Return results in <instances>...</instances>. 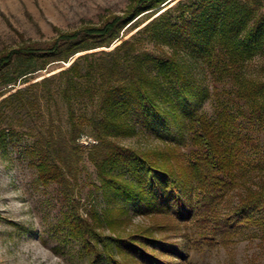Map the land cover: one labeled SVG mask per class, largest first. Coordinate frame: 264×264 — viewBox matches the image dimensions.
Segmentation results:
<instances>
[{
    "label": "trees",
    "instance_id": "16d2710c",
    "mask_svg": "<svg viewBox=\"0 0 264 264\" xmlns=\"http://www.w3.org/2000/svg\"><path fill=\"white\" fill-rule=\"evenodd\" d=\"M129 29L134 33L122 41V32ZM259 55H264V0H129L121 15L101 25L57 31L42 43L22 39L0 51V76L9 69L16 73L7 85L51 64L70 63L29 85L31 94L19 89L0 101V143L32 138L21 154L36 169L38 181L60 187L67 210L62 225L68 236L80 240L91 264H128L117 257L120 252L146 264H176L150 248L182 264L188 258L185 243L157 238L148 229L120 233L121 217L133 207L144 216L193 222L194 237H182L195 247L225 243L249 227L264 235V164L261 158L254 166L246 161L249 150L258 147L251 132L264 135V78H251L245 70ZM184 56L207 64L216 84L233 86L231 104L215 118L198 111L200 92L187 76ZM172 99L183 119L162 108ZM18 106L31 114V126L24 130L10 121ZM176 121L187 142L183 163L175 169L117 140L131 124H139L184 143ZM84 136L92 140L87 146L80 143ZM85 157L99 181H91V188L119 200L117 217L114 209L109 216H100L92 206L85 216L79 211L74 196ZM248 168L261 169L259 185L245 187L237 204L221 212ZM103 222L113 235L99 232Z\"/></svg>",
    "mask_w": 264,
    "mask_h": 264
},
{
    "label": "rangeland",
    "instance_id": "374dc122",
    "mask_svg": "<svg viewBox=\"0 0 264 264\" xmlns=\"http://www.w3.org/2000/svg\"><path fill=\"white\" fill-rule=\"evenodd\" d=\"M128 4L129 0H0V51L18 46L22 39L42 43L54 39L57 31L70 32L87 25H101L112 15H121ZM133 33L130 29L123 31L121 40L129 38ZM183 59L188 78L196 84L195 91L200 92L195 97L198 111L215 118L224 105L231 104L233 86L227 82L216 84L207 64L189 56ZM69 64H51L33 76L19 78L15 85H7V81L14 78L16 73L13 69L6 70L0 76V101L19 89L27 88L31 94L33 90L29 89V85L67 68ZM245 70L251 78H264V55L256 56L248 62ZM22 71L25 70L21 69L20 74ZM162 108L183 119L182 110L176 106L174 99L163 103ZM30 115L29 111L18 106L12 109L9 117L13 126H23L24 130L31 126ZM178 121L176 127L181 129L184 143L175 140L169 133L163 134L159 129L153 131L139 124H131L128 133L120 135L117 140L123 146L149 152L150 158L161 163L166 161L175 169L183 163L187 142L186 132ZM251 134L258 142V147L249 150L246 161L254 166L255 161L259 162L261 158L264 164V135L258 132ZM31 139L22 135L16 144L4 146L0 143V264H91V256L81 250L80 240L68 236L69 230L62 225L63 213L67 210L60 187L54 183L43 184L38 181L36 169L21 154L22 145L30 143ZM91 142L85 136L80 140L83 146ZM83 165L85 167L79 176L74 196L75 201H80L79 211L85 216L86 209L92 206L100 216H109L108 212L114 209L113 216L117 217L122 209L119 200L111 194L93 190L89 183H99L95 168L86 157ZM261 175V169L248 168L242 176L241 188L223 202L221 212L237 204L238 194L245 187H257ZM121 219L120 233L148 229L157 238L185 243L188 258L182 264H264V235L257 227L240 229L237 234L228 236L225 243L218 240L210 246L205 244L195 247L182 237L185 233L194 237L197 229L193 222L182 225L170 220V216L161 217L160 220L151 215L144 216L133 207ZM102 228L99 232L103 235H113L106 222H103ZM150 251L162 259H169L176 264L180 262L175 256L151 248ZM119 255L117 257L126 260L128 264H146L134 257H124L122 252Z\"/></svg>",
    "mask_w": 264,
    "mask_h": 264
}]
</instances>
